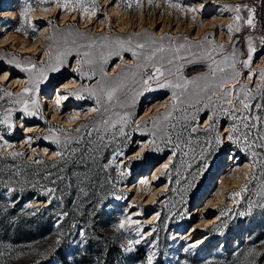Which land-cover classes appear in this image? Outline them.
Masks as SVG:
<instances>
[{
    "label": "rangeland",
    "instance_id": "rangeland-1",
    "mask_svg": "<svg viewBox=\"0 0 264 264\" xmlns=\"http://www.w3.org/2000/svg\"><path fill=\"white\" fill-rule=\"evenodd\" d=\"M66 2L0 0V38H4L0 75L11 74L0 80V153L12 144L25 147V158L34 151L41 154L43 148L56 153L33 144L30 129L38 128L42 134L37 137L53 141L66 154L76 149L73 142L77 146L82 140L114 142L105 165L115 178L103 209L112 219L119 264H147L150 252L164 264H264V147L255 146L264 144L259 139L264 134V88L257 87L264 72V0H82L80 4L72 0L65 7ZM236 5H241L240 15L245 19L248 8L254 9L255 28L241 21L240 31L228 32ZM22 12L27 14L22 16ZM248 37L256 51L246 67ZM118 40H130L124 47L139 55L121 49ZM137 44L145 47L136 48ZM161 46L163 52L145 59ZM84 52L90 56L84 57ZM57 57L62 62L58 71H52ZM86 59L93 63H78ZM153 65L164 72L159 82L192 83L185 91L159 88L153 80L151 90H146L143 79L152 75ZM78 67L80 72L75 71ZM13 80L19 81L13 85ZM70 80V87H61ZM110 87L118 88L111 101L101 91ZM25 88L31 91L25 93ZM57 90L66 95L62 104L56 103ZM174 90L180 100L172 117L164 120ZM245 91L250 93L248 109L240 104ZM25 100L34 115L22 110ZM97 107L98 111L87 113ZM9 110V123H4ZM233 113L239 119H230ZM73 115L76 118L67 124L65 120ZM192 115L197 119H191ZM123 116L127 123L111 127ZM243 117L248 128L243 127ZM233 124L239 126L241 139L250 134V150L227 139ZM217 135L223 140L219 147ZM153 139L158 150L148 144ZM209 139L213 141L206 154L209 166L201 174L200 153ZM190 183L195 186L189 188ZM242 185H247V191L233 197ZM3 192L10 197L8 188ZM31 197L24 201L26 205L37 202ZM221 211L226 214L222 216ZM129 218L133 223L117 227ZM80 233V227L75 228L60 246L68 255L84 248L85 237ZM55 236L56 231H47L13 243L0 242V264H23L55 251ZM129 240L140 243L125 252ZM191 244L196 247L188 248ZM250 250H254L251 255Z\"/></svg>",
    "mask_w": 264,
    "mask_h": 264
},
{
    "label": "trees",
    "instance_id": "trees-1",
    "mask_svg": "<svg viewBox=\"0 0 264 264\" xmlns=\"http://www.w3.org/2000/svg\"><path fill=\"white\" fill-rule=\"evenodd\" d=\"M39 130L30 129L33 144L46 145L62 155L46 156L34 151L25 158V147L14 144L0 153V242L13 243L56 231L57 249L23 264H119V248L113 242L115 232L110 228L112 219L103 209L115 178L105 161L115 143L82 140L77 146L73 142L76 149L66 154L53 141L37 137L42 134ZM13 152L23 155L10 156ZM37 160L41 163H36ZM5 188L15 189L9 198L3 192ZM47 189L54 191L44 194ZM31 196L42 201L26 205L24 201ZM77 227L84 233L86 244L80 252L75 249L68 255L60 246L67 243ZM153 264L164 263L154 259Z\"/></svg>",
    "mask_w": 264,
    "mask_h": 264
},
{
    "label": "snow or ice",
    "instance_id": "snow-or-ice-1",
    "mask_svg": "<svg viewBox=\"0 0 264 264\" xmlns=\"http://www.w3.org/2000/svg\"><path fill=\"white\" fill-rule=\"evenodd\" d=\"M68 2H72V0H67V2L64 5L65 7H67V3ZM74 2L77 3V4H80V3H82V0H74ZM244 7H247V6H244ZM85 10L87 11V9H85ZM234 11L236 12V15L233 17V23L228 25V32L230 34L233 33V31H237V32L240 31V27H238V25H239V23L241 21H243V23L245 25H247L249 27H252V28H255L256 25H255V20H254V9L248 8V16H247L246 19L240 15L241 5H236L235 8H234ZM26 14H27L26 12H22L21 13L22 16H25ZM248 41H249V44H248V58H247V60L244 61V64H245L246 67L252 61L253 54L256 51V49L253 47V45L251 43V37H248ZM261 42L264 43V38H261ZM116 43L118 44V46L121 49L126 50V51H132V55L134 57H136V56L139 55V53H137L136 51L132 50L131 48H125L124 47L126 43H128V44L131 43L130 40L127 41V42L124 41V40H118V41H116ZM88 47L91 48L92 45L89 44ZM144 47H145L144 44H137L136 45V48H144ZM183 47H184V45H180V48H183ZM222 47L223 46L221 45V48ZM163 51H164V48H163V46H161L160 48L155 49L150 56H146L145 59L151 60L155 56L156 52H163ZM177 51H178V49H177ZM115 54L116 55H119V53H115ZM82 55L84 57H89L90 56V52H84ZM177 58H179V57H177ZM102 59H104L103 54H102ZM225 59L227 60V57ZM61 62L62 61H61L60 57H57V65L55 67H52L51 70L52 71H58L59 70V64ZM169 62H171V61H169ZM78 63L91 64V63H93V60L86 59V60H83V61H78ZM213 63H216V61H213ZM231 66L234 68V62H233V64ZM137 67H139V65ZM153 67H154V71H153L152 75L147 76L146 79H143V85H144V87H145L146 90H151L150 81H153V80L157 81V87H159V88H172V89H181V88H183V89H185V91L187 90V86L190 83H192V81H189V80H184L183 81V84H181L179 82L173 83L171 80H165L164 82H159L161 80V78L164 76V72L161 71L160 67H157L155 65H153ZM209 67H211V65ZM75 71L80 72L81 69L78 67L77 69H75ZM101 71H103V69H101ZM215 71L216 70L213 69V74L215 73ZM220 71H223V69H220ZM41 77L43 79H46L47 78L46 73H44L43 70H41ZM89 78H91V77H89ZM249 79H251V76H249ZM260 79H261V83L257 86L258 89L259 88H264V72L261 73ZM29 91H31V89H28V88H25L24 89V92L25 93H27ZM92 91L94 92L95 90H92ZM101 91L104 93V95L107 98V100L111 101L113 99L115 93L118 91V88L117 87H110V88H107V89L102 88ZM226 94H228V93H226ZM137 95H139V93H137ZM249 95H250V93L247 92V91H245L244 92V99H241L240 100V104L242 105V108L243 109H248L249 108V104L246 102L248 100ZM171 100H172L171 107L169 108L168 111H166L163 114V119L164 120H168L170 117H172V112H173V110H175V108L177 106V102L180 100V97L177 95V93H176L175 90L172 93ZM99 103H100V101L98 99L97 100V105L98 106H99ZM23 104H24V106H23V109L22 110L26 114H29V115H34L35 114L34 112H30L29 111V106H28L29 105V102L27 100H25L23 102ZM31 104H32L33 107H35L36 101H35L34 98L31 100ZM256 107L257 108H260L261 105L257 104ZM98 110H99V107L92 109V111H98ZM197 111H199V109ZM10 115H11V110H9L8 115L5 117L4 123H9ZM213 115H215V112L213 113ZM75 118L76 117H73V119H75ZM185 118L187 119L188 117H185ZM229 118L232 119V120L239 119L238 117L235 116L234 113L231 114ZM191 119L195 120V119H197V117L195 115H192L191 116ZM208 119L209 120H212L213 119V116H209ZM256 119H259V117H256ZM159 120H160L159 117L156 118V120L154 121V123L158 125L159 124ZM246 121H247V117H243V121L242 122H243V127L244 128H248L249 127V125H248V123ZM104 123L105 124H108V121L105 120ZM117 123H121V125L127 123L126 116L120 117V120L119 121H113L111 127H115V125ZM209 127L210 128L211 127H214V125H211L210 124ZM252 127H255V125H252ZM75 130L78 132L80 129L77 128ZM192 131L195 132L196 131V128L195 127L192 128ZM227 131H228L227 139L229 141H231V142H233V143H235L237 145H243L244 147H246L249 150L253 147V144L248 141V135H250V134H247V133L246 134H243V139H241V135H237V133H239V126L237 124H233ZM120 134L121 135H124V128H123V126H121V128H120ZM153 135H155V133H153ZM53 138H55V137L54 136L53 137H46V139H53ZM259 139L262 140V141H264V134H262L259 137ZM26 142H30V141H26ZM56 142L59 143V139L58 138L56 139ZM168 142L171 143V140H169ZM207 143H208V147L207 148H203L201 150V153H200V158H201V160L204 161L203 164L201 165L200 169H199V173H201V174L209 166L208 165V162H207V159H206V154L212 148L213 141L211 139H209L207 141ZM222 143H223L222 138L219 135H217L215 137V145L217 147H219ZM148 144L151 145V146H153V150H158V149L155 148L156 141L154 139L148 141ZM255 146L256 147H264V144H256ZM141 147H143V145H141ZM176 147L179 148L180 145L177 144ZM120 154L123 155V153H120ZM175 154H176L175 151H173V156ZM9 155L15 157L17 155H23V154L22 153H15V152H13V153H9ZM55 155L56 156H61L62 153L57 152ZM185 155H187V153H185ZM251 155L253 157H255V156H257V153L256 152H251ZM137 158H139V156H137ZM36 163H41V161L37 160ZM110 163H112V162H110ZM189 167H190V165H189ZM164 168L167 169L168 168V164H165L164 165ZM253 168H255V164L253 165ZM194 178H198V176L197 177H194ZM144 183L146 184L147 181H144ZM194 186H195L194 184H191L190 183L188 187L191 188V187H194ZM262 186H264V184H262ZM14 191H15V189H13V188H9L8 189V192L9 193H12ZM53 191H54V189H47V192L44 193V194H47V193H50V192H53ZM246 191H247V185H242L241 188H240V190L238 192L233 193L232 196L233 197H239V196H241L242 193H244ZM50 202L51 201L49 200V203ZM251 207H252V205H250V208ZM225 214L226 213L224 211H221V215L222 216L225 215ZM241 215H244V213H241ZM126 223L131 224V223H133V221H131L130 218L128 220L122 219L117 227L120 228V229H123L125 227V224ZM136 231L139 234L140 229H137ZM153 231H155V229H153ZM80 235L81 236H84V233L81 232ZM57 243H59V241H57ZM139 243H140V240H136V241L129 240L128 241V246L124 248V251L125 252H132L133 251V245L134 244H139ZM195 247H196L195 244H191V245L188 246V248H195ZM188 248H185V251H188ZM252 251H254V250H250L249 251V255L252 254ZM0 255H3V253H0ZM154 257H155V253H151L150 252L148 254V256H147V264H153ZM251 264H255V262L253 261V262H251Z\"/></svg>",
    "mask_w": 264,
    "mask_h": 264
},
{
    "label": "bare ground",
    "instance_id": "bare-ground-1",
    "mask_svg": "<svg viewBox=\"0 0 264 264\" xmlns=\"http://www.w3.org/2000/svg\"><path fill=\"white\" fill-rule=\"evenodd\" d=\"M6 39V38H5ZM2 40H4V38H0V41H2ZM10 73L8 72V71H6V72H4L2 75H0V80H7L9 77H10ZM10 81V80H9ZM19 80H13L11 83L13 84V85H15L17 82H18ZM71 81L72 80H70V81H67L66 83H65V85H62L61 87L62 88H68V86L70 87L72 84H71ZM59 89V88H58ZM61 91V90H60ZM60 91L59 90H57L56 92H55V95H54V97H55V99L57 100V102L56 103H59V104H62L64 101H65V97H66V95H65V93H60ZM92 110H91V108H89L88 109V111H87V113H89V112H91ZM76 113V112H75ZM54 115L52 114L51 115V118L53 117ZM73 117H74V115L73 116H71V117H69V118H67L65 121H66V123L68 124V123H71L74 119H73ZM26 128V130H25V132H27L28 131V126L27 127H25ZM41 152L42 153H46L47 151H46V148H43V149H41ZM50 154H49V156H51V155H53V154H55V152H53V151H50L49 152Z\"/></svg>",
    "mask_w": 264,
    "mask_h": 264
},
{
    "label": "water",
    "instance_id": "water-1",
    "mask_svg": "<svg viewBox=\"0 0 264 264\" xmlns=\"http://www.w3.org/2000/svg\"><path fill=\"white\" fill-rule=\"evenodd\" d=\"M37 145H43V144H37ZM44 146H46V145H44ZM47 147V146H46ZM49 148L47 147V150H48ZM41 154H44V155H46V156H49V150H48V152H46V153H41ZM31 201L33 202V201H37V202H41L42 200L40 199V200H38V198H34V197H31ZM37 202H35V203H37Z\"/></svg>",
    "mask_w": 264,
    "mask_h": 264
}]
</instances>
